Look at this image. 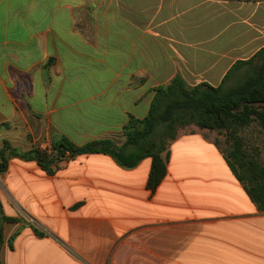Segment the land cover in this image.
I'll return each instance as SVG.
<instances>
[{
    "label": "crops",
    "instance_id": "obj_1",
    "mask_svg": "<svg viewBox=\"0 0 264 264\" xmlns=\"http://www.w3.org/2000/svg\"><path fill=\"white\" fill-rule=\"evenodd\" d=\"M263 48L264 0H0V150L121 146L156 88L218 87ZM189 128L155 191L151 158L80 155L52 175L10 159L0 199L20 221L3 225L1 264H264V212L212 132Z\"/></svg>",
    "mask_w": 264,
    "mask_h": 264
},
{
    "label": "trees",
    "instance_id": "obj_2",
    "mask_svg": "<svg viewBox=\"0 0 264 264\" xmlns=\"http://www.w3.org/2000/svg\"><path fill=\"white\" fill-rule=\"evenodd\" d=\"M154 92L148 116L130 117L125 124V141L121 146L113 140L78 146L61 136L52 140L49 149L37 146L24 152L6 141L0 150V175L7 172L12 158L34 161L49 175L55 173L61 162L80 155L106 154L128 169L151 158L148 187L155 191L167 172L163 157L167 148L181 130L196 126L200 130L226 133L229 144L228 150L223 151L226 160L251 200L264 212V161L257 148L249 150L245 138L251 127L264 134V48L252 58L238 61L218 87L208 83L191 87L178 75ZM18 221L5 215L0 199V264L3 225Z\"/></svg>",
    "mask_w": 264,
    "mask_h": 264
},
{
    "label": "rangeland",
    "instance_id": "obj_3",
    "mask_svg": "<svg viewBox=\"0 0 264 264\" xmlns=\"http://www.w3.org/2000/svg\"><path fill=\"white\" fill-rule=\"evenodd\" d=\"M190 130H192V128L184 129L185 132H189ZM212 135L214 137V140L217 141L222 151H227L229 148V144L226 133L212 132ZM245 138L249 150L252 151L254 148H257L261 152V156L264 161V134H262L259 129L251 127L246 131Z\"/></svg>",
    "mask_w": 264,
    "mask_h": 264
}]
</instances>
